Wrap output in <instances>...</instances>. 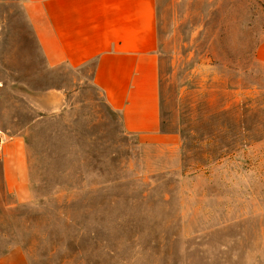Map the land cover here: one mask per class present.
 Returning a JSON list of instances; mask_svg holds the SVG:
<instances>
[{"label": "rangeland", "instance_id": "1", "mask_svg": "<svg viewBox=\"0 0 264 264\" xmlns=\"http://www.w3.org/2000/svg\"><path fill=\"white\" fill-rule=\"evenodd\" d=\"M158 3L162 118L177 144L126 132L90 68L43 67L26 24L5 20L1 125L35 119L14 83L66 101L24 132L28 202L5 194L0 166V259L264 264V0Z\"/></svg>", "mask_w": 264, "mask_h": 264}, {"label": "crops", "instance_id": "2", "mask_svg": "<svg viewBox=\"0 0 264 264\" xmlns=\"http://www.w3.org/2000/svg\"><path fill=\"white\" fill-rule=\"evenodd\" d=\"M6 19L26 24L43 67L72 71L89 67L94 86L108 107L121 115L126 132L147 142L178 143V134L168 132L162 118L158 0H0V44L8 33ZM15 84L23 87L35 119L14 132L0 123L4 141L0 166L5 194L24 203L31 196L24 132L61 112L66 95L59 87ZM1 118L0 114V122ZM0 264L27 262L15 249Z\"/></svg>", "mask_w": 264, "mask_h": 264}, {"label": "built area", "instance_id": "3", "mask_svg": "<svg viewBox=\"0 0 264 264\" xmlns=\"http://www.w3.org/2000/svg\"><path fill=\"white\" fill-rule=\"evenodd\" d=\"M3 144H4V141H3V139L0 137V154L2 153Z\"/></svg>", "mask_w": 264, "mask_h": 264}, {"label": "trees", "instance_id": "4", "mask_svg": "<svg viewBox=\"0 0 264 264\" xmlns=\"http://www.w3.org/2000/svg\"><path fill=\"white\" fill-rule=\"evenodd\" d=\"M89 68V67H88ZM92 68V67H91ZM6 253V252H5Z\"/></svg>", "mask_w": 264, "mask_h": 264}]
</instances>
